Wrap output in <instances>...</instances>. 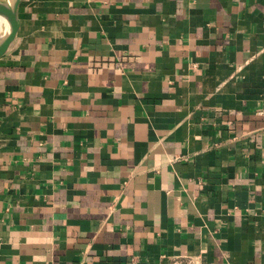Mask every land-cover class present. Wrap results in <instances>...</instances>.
<instances>
[{
	"label": "crops",
	"instance_id": "1",
	"mask_svg": "<svg viewBox=\"0 0 264 264\" xmlns=\"http://www.w3.org/2000/svg\"><path fill=\"white\" fill-rule=\"evenodd\" d=\"M0 55V264H264V0H20Z\"/></svg>",
	"mask_w": 264,
	"mask_h": 264
},
{
	"label": "water",
	"instance_id": "2",
	"mask_svg": "<svg viewBox=\"0 0 264 264\" xmlns=\"http://www.w3.org/2000/svg\"><path fill=\"white\" fill-rule=\"evenodd\" d=\"M19 1L0 0V55L11 44L17 30V5Z\"/></svg>",
	"mask_w": 264,
	"mask_h": 264
},
{
	"label": "built area",
	"instance_id": "3",
	"mask_svg": "<svg viewBox=\"0 0 264 264\" xmlns=\"http://www.w3.org/2000/svg\"><path fill=\"white\" fill-rule=\"evenodd\" d=\"M160 262L158 264H181L177 259H173L171 262L164 260V255H161ZM131 264H138V261L136 259H132Z\"/></svg>",
	"mask_w": 264,
	"mask_h": 264
}]
</instances>
